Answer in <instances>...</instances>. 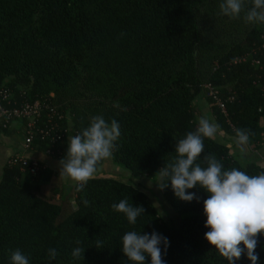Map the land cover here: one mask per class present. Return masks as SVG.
<instances>
[{"label":"trees","instance_id":"trees-1","mask_svg":"<svg viewBox=\"0 0 264 264\" xmlns=\"http://www.w3.org/2000/svg\"><path fill=\"white\" fill-rule=\"evenodd\" d=\"M261 6L0 0V93L10 92L12 103H54L68 129L54 144L35 136L28 151L59 159L71 134L90 138L78 161L97 169L107 140L113 162L130 175L159 176L176 213L161 218L131 182L88 175L68 184L12 155L0 175V264H264V166L233 157L194 108L204 98L220 130L249 144L261 138L264 12L253 21ZM79 88L109 102L91 115L93 124L77 115L70 127L72 106L57 97ZM8 127L0 122V131Z\"/></svg>","mask_w":264,"mask_h":264},{"label":"crops","instance_id":"crops-1","mask_svg":"<svg viewBox=\"0 0 264 264\" xmlns=\"http://www.w3.org/2000/svg\"><path fill=\"white\" fill-rule=\"evenodd\" d=\"M194 108L195 120L205 124L209 135L228 147L233 157L252 160L264 166V132L260 134L261 138L258 142L249 144L246 137L225 133L217 127L215 118L204 98L196 99ZM6 130L7 132L0 131V175L8 158L15 154L37 160L43 166L59 173L63 178V182L68 184H73L88 175L109 176L122 181L124 179L121 176L130 175L129 170L113 162L110 149L105 151L104 159L97 169H89L79 163L78 150L74 146L72 147L69 142L65 155L55 159L39 151H25L22 149L23 135L22 122L20 120H14ZM107 146L109 147L108 142ZM79 147H82L84 152L91 150L90 144H86V142H80Z\"/></svg>","mask_w":264,"mask_h":264},{"label":"built area","instance_id":"built-area-1","mask_svg":"<svg viewBox=\"0 0 264 264\" xmlns=\"http://www.w3.org/2000/svg\"><path fill=\"white\" fill-rule=\"evenodd\" d=\"M204 88L206 89V94L214 99L221 112L226 114L225 103L220 98L218 90L209 83L205 84ZM0 95V122H2L3 127L10 125L14 120L22 122L23 150L28 151L33 139L37 135L40 139L46 140L48 144L49 141L54 144L61 140L63 134L68 130L59 124V121L64 119V115L57 111V106L54 103L39 99L12 103L10 101V92L3 90ZM43 112L46 113L45 118L43 117ZM50 152L49 147H47L46 153L50 154ZM14 156L13 162L17 160L23 162L25 160V157L19 154H15ZM40 167H43L41 163L33 160L29 170L33 172Z\"/></svg>","mask_w":264,"mask_h":264},{"label":"rangeland","instance_id":"rangeland-1","mask_svg":"<svg viewBox=\"0 0 264 264\" xmlns=\"http://www.w3.org/2000/svg\"><path fill=\"white\" fill-rule=\"evenodd\" d=\"M250 12V10H249ZM264 12V7H259L256 9V16L253 21L258 24L260 22V15ZM248 13V11H247ZM57 100L60 102H66L72 107L68 108L69 110L66 113V119L67 123L71 127L72 125V119L75 118L77 115L82 116L85 115L87 120L93 124L95 122V118H92L91 115L94 113V111H98L103 108V106H107L109 101H102L101 98L96 97L95 95H92L88 92H85L82 90V88H79L78 95L73 94L72 96H64V97H57ZM69 100V101H67ZM195 102V101H194ZM76 136L72 135L69 138V143L71 146L75 147V149L78 150V154H81L84 152V149L79 147V143L82 142L79 139L76 141ZM105 138H109V131H106ZM91 139L89 138V141ZM87 141L86 144H90L92 146L91 142ZM92 141V140H91ZM105 143V146H102V149L100 150L102 154V158L100 161L102 162L104 159L105 151L109 150V147L107 146V140ZM130 172V171H129ZM124 181L131 182L135 185L140 186V188L150 197L152 200L155 208L157 209L159 215L163 219H167L168 215L175 216V212H173L170 207L164 202V198L160 191V178L159 176H152V177H146L144 175L136 174L134 176L132 175H125L121 176ZM63 180V178H62Z\"/></svg>","mask_w":264,"mask_h":264}]
</instances>
